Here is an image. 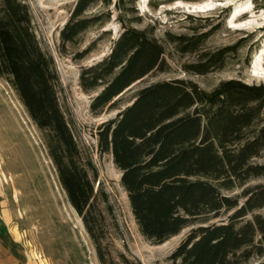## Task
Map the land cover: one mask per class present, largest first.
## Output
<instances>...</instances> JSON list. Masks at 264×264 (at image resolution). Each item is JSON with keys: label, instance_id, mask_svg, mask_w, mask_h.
I'll return each mask as SVG.
<instances>
[{"label": "trees", "instance_id": "16d2710c", "mask_svg": "<svg viewBox=\"0 0 264 264\" xmlns=\"http://www.w3.org/2000/svg\"><path fill=\"white\" fill-rule=\"evenodd\" d=\"M138 1L78 0L60 32L66 52L90 29H104L113 19L120 26L110 52L83 67L79 77L82 90L94 95L93 114L117 112L98 127V149L111 155L121 172L132 214L147 240L161 245L197 225L170 264H264L252 263L264 258V216L257 213L264 208V183L248 186L264 178V164L255 162L264 153V83L230 79L207 91L192 81L171 79L124 100L147 76L169 71L165 44L181 55L195 54L197 60L183 69L196 75L224 69L234 52V47L206 51L209 32H167L165 42L159 40L153 27H138L143 22ZM96 45L97 40L76 59H85ZM0 78L44 133L60 185L100 263L132 264L123 254L115 261L103 245L102 223L111 214L108 197L96 189L97 168L61 110L55 62L41 48L27 0L0 1ZM238 189L240 195L230 194Z\"/></svg>", "mask_w": 264, "mask_h": 264}, {"label": "rangeland", "instance_id": "374dc122", "mask_svg": "<svg viewBox=\"0 0 264 264\" xmlns=\"http://www.w3.org/2000/svg\"><path fill=\"white\" fill-rule=\"evenodd\" d=\"M77 1L27 0L41 48L55 62L61 110L80 148L97 168L96 189L102 188L108 197L111 214L102 223L106 234L103 245L115 261L123 254L132 264H170L172 253L197 225L184 229L165 245H155L141 234L121 185V172L112 156L101 154L98 149V127L113 119L117 112L93 114L90 104L94 95L85 93L79 80L83 67L93 65L110 52L120 26L113 19L104 29H90L62 52L60 32ZM199 3H208L209 7L194 10L192 5ZM136 6L143 20L138 27H153L156 38L163 42L167 32L176 35L209 32L211 35L203 46L206 51L234 47V52L224 69L196 75L186 73L183 67L195 62L197 56L181 55L165 44L169 71L147 76L128 90L124 100L151 84L171 79L192 81L207 91L230 79L264 83V78L256 75L264 73V56L256 62L257 55L264 50V0H139ZM104 31L110 34L103 35ZM96 40V48L90 55L76 59L78 53ZM255 162L264 164V153ZM260 183H264V178L253 180L248 186ZM241 192L238 189L230 194ZM99 206L106 210L105 204ZM257 213L264 216V208ZM4 217L17 241L11 252L25 257L9 264H101L82 219L60 185L44 133L34 124L11 85L0 78V230L3 234L6 233L1 223ZM257 262H264V258L252 261Z\"/></svg>", "mask_w": 264, "mask_h": 264}, {"label": "crops", "instance_id": "0c3cea01", "mask_svg": "<svg viewBox=\"0 0 264 264\" xmlns=\"http://www.w3.org/2000/svg\"><path fill=\"white\" fill-rule=\"evenodd\" d=\"M6 217V214H5ZM4 217V221L1 223L6 228V233H1L0 230V264H9L10 262H16L21 259L25 260V257L20 253L16 254L15 251L12 253L11 250L16 247V239L13 232L9 228V222L6 221L7 218Z\"/></svg>", "mask_w": 264, "mask_h": 264}, {"label": "bare ground", "instance_id": "6f19581e", "mask_svg": "<svg viewBox=\"0 0 264 264\" xmlns=\"http://www.w3.org/2000/svg\"><path fill=\"white\" fill-rule=\"evenodd\" d=\"M209 7V5H208V3H199V4H193L192 5V8L194 9V10H204L205 8H208ZM191 9V7L189 8V10ZM258 57H257V59H256V62H258L259 60H261V57H263L264 56V50L263 51H261V54L260 55H257ZM255 62V63H256ZM256 75H259V76H261V77H263L264 78V73H256ZM165 245V244H164Z\"/></svg>", "mask_w": 264, "mask_h": 264}]
</instances>
